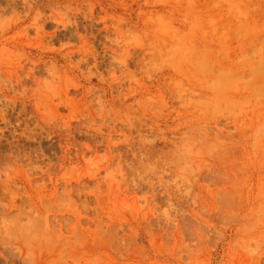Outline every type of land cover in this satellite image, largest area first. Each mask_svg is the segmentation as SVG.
I'll return each instance as SVG.
<instances>
[{"label": "rangeland", "instance_id": "374dc122", "mask_svg": "<svg viewBox=\"0 0 264 264\" xmlns=\"http://www.w3.org/2000/svg\"><path fill=\"white\" fill-rule=\"evenodd\" d=\"M0 264H264V0H0Z\"/></svg>", "mask_w": 264, "mask_h": 264}]
</instances>
